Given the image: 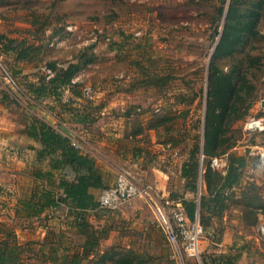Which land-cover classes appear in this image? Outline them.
<instances>
[{"label":"rangeland","instance_id":"rangeland-1","mask_svg":"<svg viewBox=\"0 0 264 264\" xmlns=\"http://www.w3.org/2000/svg\"><path fill=\"white\" fill-rule=\"evenodd\" d=\"M261 2L0 0V37L8 39L0 41L4 264H216L222 256L234 257L235 264H264V167L249 154L264 148V132L242 130L250 117L264 116L258 108L264 101ZM230 8L233 28L220 47ZM241 27L243 38L233 46ZM14 44L26 52L25 59L3 51ZM53 62L56 70L79 64L71 91H56L48 82L56 71L49 74L46 67ZM221 76L230 81L216 82ZM216 84L221 87L214 93ZM53 91L58 96H51ZM35 119L76 136L79 151L92 158L106 187L120 173L141 188L160 177L167 198H196L208 160L199 167L195 193L185 189L180 169L195 146L202 150L208 122L219 129V142L225 141L214 157L243 149L247 165L240 186L227 191L216 209L203 211L200 259L180 263L149 207L159 204L162 194L149 189L117 210L96 208L80 219L56 188L61 178H73L70 169L36 181L46 163L35 162L38 145L25 135ZM212 178L216 184V175ZM50 197L59 205L38 211ZM83 219L91 236L80 232Z\"/></svg>","mask_w":264,"mask_h":264},{"label":"trees","instance_id":"trees-1","mask_svg":"<svg viewBox=\"0 0 264 264\" xmlns=\"http://www.w3.org/2000/svg\"><path fill=\"white\" fill-rule=\"evenodd\" d=\"M231 8L233 9V7ZM231 8L226 16L224 33L219 46H223V44H225V38L228 37L227 32L229 29L233 28L230 24L231 16L229 13L232 10ZM258 8L260 10L263 9L264 2H261L258 5ZM217 12L218 14H222L223 8H219ZM244 31L245 30L242 27L237 29L236 35L231 41L233 46L236 45L241 38H243ZM1 40L8 39L0 37V41ZM18 48L19 46L14 44L13 46L10 45L5 47L3 51L15 52L17 60L25 59L26 52H22ZM219 49L218 51H220ZM233 50L234 48L231 52H233ZM56 67V62L49 63L47 65L46 68L48 70L56 71L54 77L48 82L54 85L56 91L60 88H68L69 91H71V88L74 87L72 80L79 69V64L73 62L68 64L67 67L57 70ZM224 80L230 81V79L225 76L216 77V82H222ZM219 87H221L219 84L214 86V93ZM232 87H234V85L231 84V82H228L227 90L232 91ZM56 91H53L51 96H58ZM184 102L185 101L182 98L179 103L183 104ZM82 118L83 120H86L85 116ZM83 120H77V122L81 123ZM219 133V129L212 127V123L208 122L203 130L204 146L202 150L200 151V148L195 146L190 151L187 161L183 163L180 169V177L185 181V189L190 193H195L196 183L199 177V167L204 169V162L205 160H208V165L206 166L203 178L210 197L207 198L206 196H201L198 204L194 199L188 200L183 197H175L174 199H171L181 203L190 220H193L195 214H197L202 226L203 224L205 225V222H207L203 211H213L217 208V205H221L223 203L226 192L239 186L241 181V171L247 165L245 157L229 153L225 175L222 176L220 173H213V171H211L209 166L210 159L217 156L216 151L221 146V143L225 142L224 140L219 142ZM25 135L38 145V148L34 149L36 152L35 162L37 164L46 163V171H38L35 175L36 181L42 177L51 178L54 172L68 168L72 172L73 178L70 181L61 178L58 185H56V188L60 190V196L63 198H61V200L66 202L70 207V211L76 212L79 215V218H84L86 213L99 208L92 190L100 191L107 187L101 172L98 168H96L92 158L73 148L70 145V137L67 134L58 131L43 120L35 119L31 121L26 127ZM201 156H203L202 162L199 158ZM213 174L217 177L216 184L212 178ZM58 205V200L54 197H50L38 211H43L45 208L51 206L57 207ZM79 228L82 234L88 233L89 236L94 234L93 229L85 219L82 220ZM87 245L88 244H86V246ZM84 250H86V247ZM234 259V257L222 256L216 260V264H235ZM0 264H4L1 257Z\"/></svg>","mask_w":264,"mask_h":264},{"label":"built area","instance_id":"built-area-1","mask_svg":"<svg viewBox=\"0 0 264 264\" xmlns=\"http://www.w3.org/2000/svg\"><path fill=\"white\" fill-rule=\"evenodd\" d=\"M47 73L51 74L50 70ZM259 110H263L259 104ZM242 130L246 133L264 132V116L250 117L243 123ZM70 137V145L79 150L81 145L76 136L66 133ZM257 151H250L258 165L264 167V148H256ZM249 150H252L251 147ZM203 156L200 157L202 162ZM221 158H211L209 166L211 169H219L222 165ZM149 188L139 187L129 175L120 173L114 183L99 191L95 197L98 207L101 209L117 210L121 206L129 203L135 198H142L149 192ZM149 207L154 216L158 228L170 248L173 259L182 262L186 259L198 260L201 256V244L204 237V228L196 214L190 220L178 201H173L167 197H161L159 204L150 203ZM264 236V226L261 227Z\"/></svg>","mask_w":264,"mask_h":264},{"label":"crops","instance_id":"crops-1","mask_svg":"<svg viewBox=\"0 0 264 264\" xmlns=\"http://www.w3.org/2000/svg\"><path fill=\"white\" fill-rule=\"evenodd\" d=\"M230 154L236 155V156H241V157H245V151L243 149H237L235 148L234 150L229 152ZM228 153V154H229ZM244 153V156L242 155ZM228 154L220 157L221 158V162L222 165L218 170V172L223 176L226 173V169H227V164H228ZM247 157H245L246 159ZM157 173L161 174L163 177H167L165 174H163L162 172L155 170ZM155 178V179H154ZM154 180H151V184H145L146 187H148L149 189L154 190V192L157 194H162V197H166L165 195L168 194V192L166 191V181L161 179L160 177H154ZM241 184V181H240ZM239 184V186H240ZM158 189V190H157ZM235 188H233L232 190H234ZM97 190H92V193L94 194ZM197 197L196 198H192L194 200H196V203L198 204V201L200 199L201 196H206L207 198L210 197L209 193L207 192V187L206 184L203 183L199 188H198V193H197ZM187 199V198H186ZM189 199V200H192ZM146 201V200H145ZM196 215V214H195Z\"/></svg>","mask_w":264,"mask_h":264},{"label":"water","instance_id":"water-1","mask_svg":"<svg viewBox=\"0 0 264 264\" xmlns=\"http://www.w3.org/2000/svg\"><path fill=\"white\" fill-rule=\"evenodd\" d=\"M260 104H261V107L264 108V101H262Z\"/></svg>","mask_w":264,"mask_h":264}]
</instances>
